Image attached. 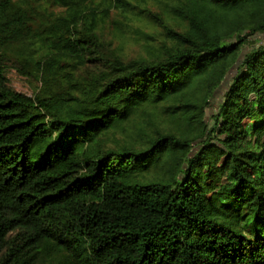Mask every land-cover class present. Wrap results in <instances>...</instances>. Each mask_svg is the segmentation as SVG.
<instances>
[{"label": "trees", "instance_id": "16d2710c", "mask_svg": "<svg viewBox=\"0 0 264 264\" xmlns=\"http://www.w3.org/2000/svg\"><path fill=\"white\" fill-rule=\"evenodd\" d=\"M100 1L160 28L145 55L95 0H0V264H264V0Z\"/></svg>", "mask_w": 264, "mask_h": 264}, {"label": "rangeland", "instance_id": "374dc122", "mask_svg": "<svg viewBox=\"0 0 264 264\" xmlns=\"http://www.w3.org/2000/svg\"><path fill=\"white\" fill-rule=\"evenodd\" d=\"M25 2L26 4L24 3V5L34 21L41 18L42 15L58 14L61 11V8L56 4L55 0H49L48 2L25 0ZM91 5H93L97 11L98 26L102 36L107 40H112L114 45L120 49L123 56L127 58H135L145 55L143 42H145L147 35L154 34L155 37H157L156 33L159 31V27L153 29L155 26L148 24L147 21H138L130 16L123 17L117 9L112 8L108 4H103L100 0H95ZM104 9H108V11L104 13ZM252 39L263 41L264 34H258ZM247 49L248 47H245L244 52ZM60 66L61 69L66 72H74L76 69V65L69 59L61 61ZM24 70L25 64L23 60H21L16 53L9 54L6 61V76L8 84L17 91L33 95L38 83L32 77L23 72ZM235 71L236 69L231 70L222 85L217 89L213 105L206 111L207 120L214 113L218 103L222 100ZM210 122L212 123V121ZM115 137L121 139L123 138V133L118 132L115 134Z\"/></svg>", "mask_w": 264, "mask_h": 264}]
</instances>
